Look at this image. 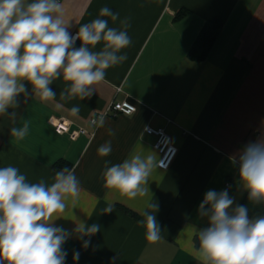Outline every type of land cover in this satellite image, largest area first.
<instances>
[{"label": "crops", "instance_id": "0c3cea01", "mask_svg": "<svg viewBox=\"0 0 264 264\" xmlns=\"http://www.w3.org/2000/svg\"><path fill=\"white\" fill-rule=\"evenodd\" d=\"M75 35L79 26L99 17L102 7L119 13L110 27L130 18L127 60L106 70L92 96L62 101V78L50 85L54 100L18 97L15 120L0 116V167L15 166L28 182L47 185L55 172L69 167L80 181V193L54 221L70 233L77 222L100 225L91 237L73 234L63 245L65 264H198L190 249L198 244L194 229L208 227L199 206L208 190L228 189L235 204L248 193L239 182L234 160L248 143L264 140V0H58ZM214 21L221 31L203 60L194 58L205 27ZM80 41L75 47L80 46ZM98 44L95 50L102 48ZM28 92L32 86L27 84ZM130 101L132 116L108 117L103 127L90 122L112 104ZM79 105L80 113L70 109ZM29 121V134L17 142L12 127ZM71 126L64 135L57 126ZM164 129L178 154L168 170L159 167L157 138L146 128ZM80 129L87 134H80ZM112 130L115 135H109ZM111 141L112 152L98 155ZM153 154L158 167L148 179L149 193L128 199L106 189L105 161L121 163L130 152ZM111 213H103L108 204ZM156 203L160 238L149 241L137 222ZM234 204V206H235ZM84 240H90L87 248ZM79 259L73 260L74 253Z\"/></svg>", "mask_w": 264, "mask_h": 264}, {"label": "clouds", "instance_id": "9594fccd", "mask_svg": "<svg viewBox=\"0 0 264 264\" xmlns=\"http://www.w3.org/2000/svg\"><path fill=\"white\" fill-rule=\"evenodd\" d=\"M99 17L79 26L75 35L63 17L58 0H0V116L15 120L18 97H39L42 101L56 98L50 87L62 78L66 83L60 93L62 101L84 100L95 92L94 85L105 78L106 70L127 60L122 50L131 44L128 29L130 18L119 20V27H110L105 17L119 19L105 6ZM76 41L80 46L75 47ZM102 43L100 50H95ZM27 84L32 86L28 92ZM73 116L80 113L79 105L70 109ZM105 117L93 119L92 124L103 127ZM29 134V121L12 127L10 136L17 142ZM109 135H115L109 130ZM98 155L112 152L111 141L98 148ZM239 169V182L248 193L251 204L264 209V140L248 143L234 160ZM158 167L153 154L132 151L121 162L105 161L101 178L106 189L119 192L128 199L149 193L148 179ZM80 193V181L74 169L64 167L55 172L47 185L27 181L15 166L0 167V264H65L67 252L63 245L71 235L91 237L100 225L88 226L77 222L70 233L54 226L63 213L66 201ZM228 189L208 190L199 206V214L207 217L208 227L196 230L198 244L190 249L198 264H264V211L250 216L249 207L235 204ZM108 204L103 213H111ZM156 203L140 215L137 223L145 228L146 238L155 242L160 238V226L155 213ZM90 240H84L87 248ZM79 259V253L73 260Z\"/></svg>", "mask_w": 264, "mask_h": 264}, {"label": "built area", "instance_id": "2783aa9c", "mask_svg": "<svg viewBox=\"0 0 264 264\" xmlns=\"http://www.w3.org/2000/svg\"><path fill=\"white\" fill-rule=\"evenodd\" d=\"M77 42L78 41H76V44ZM136 112H137L136 105L131 103L130 101H125L122 103L112 104L111 107L104 114L101 115H103L105 119L108 117L118 118L119 116H132ZM98 118L99 116L93 119H98ZM92 120L90 122L91 126L94 128H98L92 124ZM70 129L71 126L68 125L66 121L63 120L57 126L56 131L58 134L64 135L66 133H69ZM145 131L148 135L157 138L155 149L160 156L159 167L162 170H168L173 164L178 154V148L174 145L172 137L164 129H154L152 127H147ZM80 134H87V131L84 129H80Z\"/></svg>", "mask_w": 264, "mask_h": 264}, {"label": "trees", "instance_id": "16d2710c", "mask_svg": "<svg viewBox=\"0 0 264 264\" xmlns=\"http://www.w3.org/2000/svg\"><path fill=\"white\" fill-rule=\"evenodd\" d=\"M221 26L222 25L219 21H214L205 27L199 41L195 46V53L193 54L194 58L197 60H203L206 58L215 40L220 34ZM242 205L249 207L250 216L261 214V212L264 211L261 206L251 204L248 200V195Z\"/></svg>", "mask_w": 264, "mask_h": 264}]
</instances>
